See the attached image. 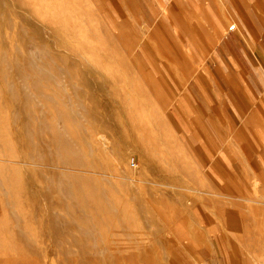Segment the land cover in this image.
<instances>
[{
    "label": "rangeland",
    "instance_id": "obj_1",
    "mask_svg": "<svg viewBox=\"0 0 264 264\" xmlns=\"http://www.w3.org/2000/svg\"><path fill=\"white\" fill-rule=\"evenodd\" d=\"M157 5L0 0V264H203L216 207L264 264V197L217 198L172 128Z\"/></svg>",
    "mask_w": 264,
    "mask_h": 264
},
{
    "label": "crops",
    "instance_id": "obj_2",
    "mask_svg": "<svg viewBox=\"0 0 264 264\" xmlns=\"http://www.w3.org/2000/svg\"><path fill=\"white\" fill-rule=\"evenodd\" d=\"M154 2L166 11L152 10L149 21L168 64V73L161 67L173 95L171 127L217 184V198H246L252 190L264 197V0ZM225 211L236 217L223 218ZM238 215L239 208L204 212L213 253L202 251L201 263L254 264L229 237L235 229L226 222L238 227Z\"/></svg>",
    "mask_w": 264,
    "mask_h": 264
},
{
    "label": "bare ground",
    "instance_id": "obj_3",
    "mask_svg": "<svg viewBox=\"0 0 264 264\" xmlns=\"http://www.w3.org/2000/svg\"><path fill=\"white\" fill-rule=\"evenodd\" d=\"M232 28V27H231ZM47 44V43H46ZM71 135V134H70ZM64 145V144H63ZM63 145H62V147H63ZM59 148H61V147H59ZM63 148H65V146L63 147ZM62 149V148H61ZM66 149V148H65ZM62 151H63V149H62ZM69 151V150H68ZM68 151H64V152H68ZM60 153H61V155H62V152H61V150H60ZM60 155V154H59ZM58 155V156H59ZM63 155H65V153L63 154ZM65 156H67V160H69V155H65ZM69 156V157H68ZM74 156V155H73ZM58 158V157H57ZM60 158V157H59ZM58 160H60V159H58ZM62 160V159H61ZM64 160V163H66L67 162V160L64 158L63 159ZM65 160H66V162H65ZM59 162H62V161H59ZM73 162V161H72ZM58 163V162H57ZM50 164H52V162L50 163ZM54 164V163H53ZM55 165V164H54ZM57 165V164H56ZM55 165V166H56ZM60 165V164H59ZM62 165V164H61ZM65 165H67V164H65ZM55 166H53V167H55ZM69 166V165H68ZM73 166V165H72ZM61 167V166H60ZM66 168H68V167H66ZM66 170V169H65ZM85 193V192H84ZM87 194H89V192H87ZM83 197V196H82ZM83 198H85V197H83ZM81 201H83V200H81ZM86 202H88L87 201V199H86ZM92 202V201H91ZM89 204L88 205H90L91 203L90 202H88ZM97 202H95V203H93V204H95V206H97V204H96ZM84 205V204H83ZM87 205V204H86ZM99 205V204H98ZM81 206V205H80ZM244 206V205H243ZM256 207V206H255ZM96 208H98V207H96ZM102 209H104V208H102ZM103 211V210H102ZM263 215V214H262ZM261 216V215H260ZM263 218V217H262ZM250 219V218H249ZM76 220V219H75ZM97 220V219H96ZM264 223V222H263ZM246 227V226H245ZM264 228V227H263ZM246 229V228H245ZM252 235V234H251ZM248 238V237H247ZM258 242V241H257ZM260 245V244H259ZM262 246V245H261ZM248 248V247H247ZM251 249V248H250ZM254 251V250H253ZM250 252H252V251H250ZM130 255V254H129ZM123 257V256H122Z\"/></svg>",
    "mask_w": 264,
    "mask_h": 264
},
{
    "label": "built area",
    "instance_id": "obj_4",
    "mask_svg": "<svg viewBox=\"0 0 264 264\" xmlns=\"http://www.w3.org/2000/svg\"><path fill=\"white\" fill-rule=\"evenodd\" d=\"M233 29V27L231 28V30Z\"/></svg>",
    "mask_w": 264,
    "mask_h": 264
}]
</instances>
